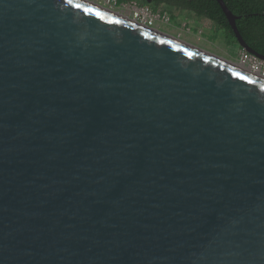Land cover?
I'll use <instances>...</instances> for the list:
<instances>
[{"label":"water","instance_id":"water-1","mask_svg":"<svg viewBox=\"0 0 264 264\" xmlns=\"http://www.w3.org/2000/svg\"><path fill=\"white\" fill-rule=\"evenodd\" d=\"M0 264H264V78L85 0H0Z\"/></svg>","mask_w":264,"mask_h":264},{"label":"rangeland","instance_id":"rangeland-1","mask_svg":"<svg viewBox=\"0 0 264 264\" xmlns=\"http://www.w3.org/2000/svg\"><path fill=\"white\" fill-rule=\"evenodd\" d=\"M96 4L103 6L109 10L118 12L140 22L137 18V8H146L155 13L160 12L165 14L167 19H158L155 22L154 28L167 33L173 37L181 39L191 45L201 48L207 52L222 57L231 63H237L238 56L241 52V47L238 42H228L222 30H217L213 22L208 18H200L194 12H190L183 8H174L176 17H172L169 12L161 9L153 10L150 6H140L132 0H125L119 3L118 0H92ZM131 19V20H132Z\"/></svg>","mask_w":264,"mask_h":264},{"label":"trees","instance_id":"trees-1","mask_svg":"<svg viewBox=\"0 0 264 264\" xmlns=\"http://www.w3.org/2000/svg\"><path fill=\"white\" fill-rule=\"evenodd\" d=\"M125 0H118L119 3ZM140 6L167 11L176 17L175 8L187 9L200 18H208L217 30H222L227 41L237 42L235 33L217 0H132ZM237 16V27L245 41L258 53L264 55V0H224Z\"/></svg>","mask_w":264,"mask_h":264},{"label":"built area","instance_id":"built-area-1","mask_svg":"<svg viewBox=\"0 0 264 264\" xmlns=\"http://www.w3.org/2000/svg\"><path fill=\"white\" fill-rule=\"evenodd\" d=\"M116 3V0H115ZM137 18H140V22L154 27L155 22L159 19H167L165 14H161L160 12L155 13L150 10L148 7L146 8H137L136 12ZM238 66L244 67L251 73L258 75L259 77L264 78V60L259 58L258 56L246 51L245 49H241V52L238 56V61L236 63Z\"/></svg>","mask_w":264,"mask_h":264},{"label":"bare ground","instance_id":"bare-ground-1","mask_svg":"<svg viewBox=\"0 0 264 264\" xmlns=\"http://www.w3.org/2000/svg\"><path fill=\"white\" fill-rule=\"evenodd\" d=\"M85 1L91 3V4L95 5V6H98V7H102V8H104L103 6H100V5L96 4V3L93 2L92 0H85ZM105 9L108 10V11H110V12H112V13H114V14H116V15H118V16H120V17H123V18L129 19V17L124 16V15L118 13V12H115V11L109 10V9H107V8H105ZM131 19H132V18H131ZM131 19H130V20H131ZM132 20H133V19H132ZM234 64H235V63H234ZM235 65H237V64H235ZM237 66H238V65H237ZM240 67H241V66H240ZM242 69H245V68L242 67ZM245 70H247V69H245Z\"/></svg>","mask_w":264,"mask_h":264},{"label":"flooded vegetation","instance_id":"flooded-vegetation-1","mask_svg":"<svg viewBox=\"0 0 264 264\" xmlns=\"http://www.w3.org/2000/svg\"><path fill=\"white\" fill-rule=\"evenodd\" d=\"M212 22V21H211ZM214 24V23H213ZM215 25V24H214Z\"/></svg>","mask_w":264,"mask_h":264}]
</instances>
